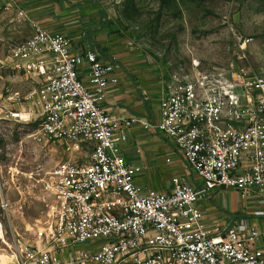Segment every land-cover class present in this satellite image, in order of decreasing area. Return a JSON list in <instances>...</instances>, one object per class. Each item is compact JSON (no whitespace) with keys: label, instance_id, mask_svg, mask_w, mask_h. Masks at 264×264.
<instances>
[{"label":"built area","instance_id":"built-area-1","mask_svg":"<svg viewBox=\"0 0 264 264\" xmlns=\"http://www.w3.org/2000/svg\"><path fill=\"white\" fill-rule=\"evenodd\" d=\"M16 54L33 79L43 135L74 156L47 174L48 218L36 243L16 250V264H264L257 227L211 233L197 206L217 191L264 205V75L195 62L192 74L167 79L159 122L143 124L185 161L166 194L142 190L143 167L123 154L136 120L105 110L107 90L119 84L113 62L94 50L78 54L67 36L38 27ZM5 232L0 220V238Z\"/></svg>","mask_w":264,"mask_h":264},{"label":"rangeland","instance_id":"rangeland-1","mask_svg":"<svg viewBox=\"0 0 264 264\" xmlns=\"http://www.w3.org/2000/svg\"><path fill=\"white\" fill-rule=\"evenodd\" d=\"M102 3L124 46L161 67L167 79L192 74L195 62L201 68L247 67L264 75V0ZM30 30L0 11V220L6 225L0 264H16V250L36 243L48 218L43 182L74 157L66 146L49 142L38 123L34 82L16 54Z\"/></svg>","mask_w":264,"mask_h":264},{"label":"crops","instance_id":"crops-1","mask_svg":"<svg viewBox=\"0 0 264 264\" xmlns=\"http://www.w3.org/2000/svg\"><path fill=\"white\" fill-rule=\"evenodd\" d=\"M0 11L12 13L28 25L30 36L35 27L50 34L65 35L76 53L94 50L102 61L114 63L119 84L107 90L105 110L117 120H136L127 131L123 154L129 163L143 167V175L138 180L142 190L169 194L172 179L185 172V161L162 133L143 126L155 125L160 120L166 73L144 55L124 46L114 33L102 0H0ZM88 71L85 64L82 72ZM188 179L197 189L203 186L195 174H190ZM254 200L257 201L256 198L242 199L235 192L217 191L208 193L197 206L211 233L217 230L222 233L241 223L257 227L263 234L257 247L264 250V205Z\"/></svg>","mask_w":264,"mask_h":264},{"label":"bare ground","instance_id":"bare-ground-1","mask_svg":"<svg viewBox=\"0 0 264 264\" xmlns=\"http://www.w3.org/2000/svg\"><path fill=\"white\" fill-rule=\"evenodd\" d=\"M27 115H28V114H27ZM27 115H22V117H23V118H24V117L26 118V117H28Z\"/></svg>","mask_w":264,"mask_h":264}]
</instances>
